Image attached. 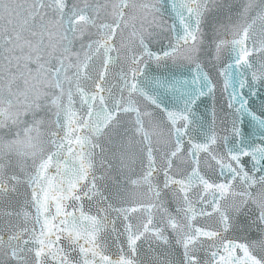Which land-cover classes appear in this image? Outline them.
Masks as SVG:
<instances>
[{"label": "water", "instance_id": "1", "mask_svg": "<svg viewBox=\"0 0 264 264\" xmlns=\"http://www.w3.org/2000/svg\"><path fill=\"white\" fill-rule=\"evenodd\" d=\"M0 264H264V0H0Z\"/></svg>", "mask_w": 264, "mask_h": 264}]
</instances>
